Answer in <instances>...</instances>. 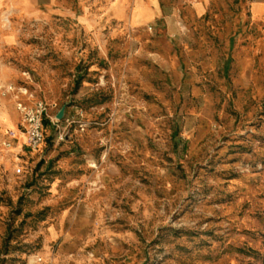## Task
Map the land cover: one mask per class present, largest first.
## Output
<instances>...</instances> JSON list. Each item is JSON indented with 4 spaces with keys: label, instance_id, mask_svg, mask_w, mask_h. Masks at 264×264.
I'll return each instance as SVG.
<instances>
[{
    "label": "rangeland",
    "instance_id": "374dc122",
    "mask_svg": "<svg viewBox=\"0 0 264 264\" xmlns=\"http://www.w3.org/2000/svg\"><path fill=\"white\" fill-rule=\"evenodd\" d=\"M41 1L0 13V264H264V0L134 38ZM18 101L65 109L36 150Z\"/></svg>",
    "mask_w": 264,
    "mask_h": 264
},
{
    "label": "crops",
    "instance_id": "0c3cea01",
    "mask_svg": "<svg viewBox=\"0 0 264 264\" xmlns=\"http://www.w3.org/2000/svg\"><path fill=\"white\" fill-rule=\"evenodd\" d=\"M41 2V0H0V13L7 9L16 14H36ZM186 2L189 10L194 12V15L192 14L194 17L200 18L204 15L205 3L200 0H85L79 21L89 32L94 22H104L111 26L123 27L121 32L126 37L177 36L181 31L175 23L184 21L178 5ZM49 3L56 5L57 0H49ZM261 11H264V7ZM98 35L106 36L103 32Z\"/></svg>",
    "mask_w": 264,
    "mask_h": 264
},
{
    "label": "built area",
    "instance_id": "2783aa9c",
    "mask_svg": "<svg viewBox=\"0 0 264 264\" xmlns=\"http://www.w3.org/2000/svg\"><path fill=\"white\" fill-rule=\"evenodd\" d=\"M8 92L14 90V87L10 85L6 89ZM17 108L21 116V131L26 137L27 146L36 150L46 139L45 133V120L49 119L54 125L58 124L57 118L50 115L52 106L43 101H37L33 105H29L26 102L18 101ZM70 121V119H67ZM61 134V133H60ZM59 134V136H60ZM62 137V136H61ZM10 146V143H5ZM43 261V257L37 255L33 259V262L29 261L26 264H35ZM50 264H75V263H63L60 261H51Z\"/></svg>",
    "mask_w": 264,
    "mask_h": 264
},
{
    "label": "water",
    "instance_id": "95a60500",
    "mask_svg": "<svg viewBox=\"0 0 264 264\" xmlns=\"http://www.w3.org/2000/svg\"><path fill=\"white\" fill-rule=\"evenodd\" d=\"M64 114H65V109L63 108V109H61V110L57 113L56 118H57L58 120H62L63 117H64Z\"/></svg>",
    "mask_w": 264,
    "mask_h": 264
}]
</instances>
